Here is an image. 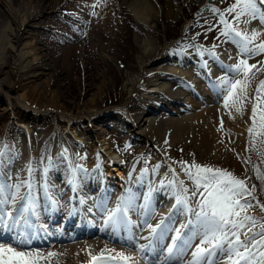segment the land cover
Here are the masks:
<instances>
[{"label":"bare ground","instance_id":"bare-ground-1","mask_svg":"<svg viewBox=\"0 0 264 264\" xmlns=\"http://www.w3.org/2000/svg\"><path fill=\"white\" fill-rule=\"evenodd\" d=\"M50 3H52L50 0H0V88L6 86L8 94L18 90L30 91L28 95L23 91L24 93L16 99L14 105L16 113L20 105L26 113L30 111L27 109L35 108L38 111L34 110V116L43 117L47 121L52 119L51 121L57 124L55 126L50 121L48 124L50 128L44 135H35L36 137L32 138L26 134L20 138L14 134L12 141H7V145L6 142L0 143V150H4L0 154V179L7 173L8 161L5 158L7 154L12 156L13 163L18 167L10 179L8 178L10 182L4 193L5 199L0 201V214L12 213V218L0 221V231H4L3 237L6 239L0 240V244L9 247L11 245L8 244L12 242L17 247L16 251L39 252L40 264H96L101 254L104 258L110 259L112 264H122L118 253L132 257L127 264H147L149 261H153V264H190L193 259L192 251L195 245L199 244V239H195L191 247H181V241L178 240L173 252L168 251L175 235L171 229L178 228L181 224L187 227L191 219L186 215L189 212L183 210L184 213L181 212L180 216L182 219L174 222L168 230L164 228L166 216L169 218L176 207L185 209L184 206H177L174 193L170 192L168 195L169 191L165 192V187L161 186L164 181L174 179L168 178L172 176L169 172L161 174L156 172L153 178L155 185L152 187L153 183L146 184L144 180L146 176L143 174L145 172L149 174L159 166L142 159V154L136 152L144 148V144L150 143L153 151H156L154 149L156 148L168 159L171 152L181 153L184 158L189 156L194 159L198 165L231 172L236 178L244 175L247 163L244 161L242 143L246 138L250 120L251 100L244 103L242 111L226 108L223 94L219 89L220 79L231 74L229 70L239 62L241 52L235 47L234 50H230L225 44H215L210 50L204 51L203 57L201 56L203 59L198 58L193 64L186 65L185 55L183 57L175 54H171L172 57L164 55L165 62H160L154 70L147 72L146 66L156 56L157 49L153 47L154 39L153 42L149 37L144 39L140 44L137 58L141 65V73L132 75L127 80L125 90L128 97L125 110L116 111L120 121L131 126L129 132L140 137L134 144L133 151L126 149L128 146L125 145L122 151H119L127 159L125 166L116 164L122 170L118 168L112 174L107 169L108 173L104 178L100 172L93 178V171L104 163L100 164L97 154L94 157L88 155L90 148L87 145L83 150L77 146L79 140H67L66 135L60 133V128L64 124L58 115V104L65 110L75 106L76 108H72L70 112L78 111L81 116L87 112V108L98 109L107 103L96 71L92 73L91 68L88 71L86 64H81V57L92 49L88 41L95 33L106 37L112 35L119 25L122 9L131 11L138 22L147 26L157 14L153 12L154 8L152 9L155 3L154 0H133L128 8L127 0H63L54 1V5ZM258 9L261 11L259 22L264 27V9L263 7ZM40 19L41 23H47L44 32L40 31L41 25L33 24L35 20ZM233 25L242 30L240 22ZM249 28L246 27L248 31L242 32L250 35L252 31ZM251 29L257 32L260 30L257 24ZM261 33L262 31L256 33L257 37H260ZM52 55L61 56V71L75 69L73 72L77 74V80L73 86L65 88L62 84L58 85V82L62 81L57 73L54 81L45 79L46 74L40 69L48 64L47 57ZM248 63L257 64L258 61L248 59ZM252 73H256L255 68L252 69ZM42 78L43 83L40 84ZM53 88L58 90H52ZM215 99L217 106L209 102ZM29 102L33 107H30ZM173 103H180L181 106L178 109H171L170 105ZM203 103L208 107L203 108L201 106ZM153 109L164 112L170 110V113L172 111L177 117L162 113L156 119L146 120V113L153 112ZM90 113L93 114L90 120L100 119L105 114L99 111ZM184 113L187 116L179 118ZM75 122L76 119L71 120V123ZM113 126L117 132L121 129L112 123L111 127ZM92 127L99 131L94 125ZM141 129L143 133L138 131ZM92 138L99 139L106 146L103 150L97 149L111 159L112 147H107L110 137L104 138L102 134H95ZM21 139H24L25 145ZM29 141L34 143L31 145ZM175 143H180L182 148L173 147ZM13 145L20 146L18 149L22 155L27 149L32 161L13 154L16 151L12 148ZM4 158L5 161L2 162ZM160 162L161 160H158L159 165ZM35 163H38L36 167ZM84 166L90 170L88 175L82 176ZM2 169L4 175L1 173ZM51 175H54V178L63 177V184L59 186L55 179L52 181ZM184 176L188 177L185 172ZM159 178L162 182H158ZM153 179L149 181L153 182ZM184 186L190 193L195 188L190 181ZM60 187H63V191ZM81 188L88 193L84 194ZM105 188L107 191H104ZM107 192L113 193L105 201H100L103 200L102 195H106ZM9 193L16 198L9 199ZM155 195L158 197V203ZM135 204L139 207L137 213L135 210L132 211ZM189 204L195 209L196 198L190 196ZM125 205L126 224L106 223L110 212L118 207L124 208ZM20 216L24 219L19 224H13V218ZM148 225L153 228L157 225L160 227L156 232H152ZM63 226L70 227L71 238L82 230H88L89 234L87 237L84 236L86 240L83 242L81 240L75 243L71 240L72 245L62 244L66 242L65 240L59 243L55 241L50 245H29L37 240L38 232L44 229L57 232L56 229L60 231ZM253 231L259 233L261 229L256 226ZM191 236L194 237L195 233H191ZM243 238L242 235L241 239ZM49 252L56 255L49 257ZM210 259L212 264H227L226 257L219 260L215 257Z\"/></svg>","mask_w":264,"mask_h":264},{"label":"rangeland","instance_id":"rangeland-1","mask_svg":"<svg viewBox=\"0 0 264 264\" xmlns=\"http://www.w3.org/2000/svg\"><path fill=\"white\" fill-rule=\"evenodd\" d=\"M54 1L63 2V0H50V2H52L50 4L54 5ZM236 2L237 0H154L155 5L154 7H152V9L154 8L153 12H156L157 14L155 15L154 19L151 20L153 24L149 22L147 26L143 25L141 22H138L134 18L131 11L122 9L123 15L121 14V17L119 19V25L114 30V33L112 35L108 37L96 33H95L96 36L95 34L92 35V37L88 41L91 44L92 49L91 51H88V53L86 52L81 57V64L82 65L86 64L85 67L88 71H90L91 68L92 73H95L96 71L95 74L99 76V82L103 86V91L105 94L104 98L105 100H107V103L103 107H100L98 109L94 107L87 108L88 109L87 112H85L84 115L81 114V116L80 114L77 113L78 111H74L73 113L70 112L72 108H76L75 106H72L71 108L65 110L61 107L60 104H58V110H59L58 115L62 123L64 124L63 127L60 128V133L62 135H66L67 140H72V139L79 140L77 145L79 146V148L81 147L83 150H85V147L88 146L90 148V150L88 151L89 156L94 157L97 154V160L100 162V164L102 162L104 164L107 163L106 165L104 164L100 165V167L97 170L93 171L92 173L93 178L97 177L98 172H100L99 174L102 176V178H104L105 174L108 173L106 171L107 169L112 174H114L116 172L115 170L118 168L122 170V168L117 166L116 164L120 163L122 164V166H125L127 159H125V157L122 156L120 152L122 151L124 145L125 147L128 146L126 147V149L133 151V148L135 147L134 144L138 142V138L140 137L133 132H129L131 126L128 125L127 123L120 121L116 111L125 110V106L127 104L126 100L128 97L127 91L125 90L127 89V85H126L127 80H129L132 75L141 73L140 72L141 65L138 63L137 58L140 52V44L142 43V41H144V39L146 38L148 39L149 37L151 42L155 41L153 42L155 43L153 44V47L155 46L154 48L157 49L156 56L153 59H151L146 66L147 68L145 70H147V72L154 70L155 69L154 67L160 64V62H165L164 55H168L169 57H172L171 54H175L176 56L185 55L187 59V64H190L192 63V61L194 62L197 60V56L200 57L203 56L204 51L210 50L215 44L222 43L225 44V46L230 50H234L235 47L237 48V50L240 51V45L235 42V38L226 37L222 35V32L227 31L228 29H225L221 17L223 18V20L229 22V28L236 27L233 25V23L235 25L237 23V21L233 19L235 13L229 14L227 12V10L233 7L236 4ZM254 2L256 5L255 15L253 16L251 13H249L247 16H242L239 20L242 26V30L248 31V29H245L246 27L249 28L251 26L250 24H252V26L254 24L255 25L257 24V26L260 28L258 32L251 29L252 26L249 29L255 33H260V31H262L261 33L262 35L260 37H257L255 41L249 45L250 48H256L261 42H264V27L259 22L261 17L260 14L261 11L258 9L259 6L258 4H260V2L264 8V0H254ZM132 3L133 0H127V4H128L127 8ZM41 21H42L41 19L40 21L35 20L33 24L38 23L37 25H41L40 31L44 32L45 29L47 28V23H41ZM238 27H240V25H238ZM178 52H180L181 54ZM47 59H48L47 60L48 64H45L46 66H44L43 69H40V71L46 74L45 79L54 81L55 74L57 73L59 74V77L61 76L60 81H62V82H58V85L62 84L65 86V88L73 86L77 80L76 79L77 74L73 72V70L75 71V69L67 70L64 72L61 71L60 70L62 64L61 56L52 55L51 57L50 56L47 57ZM249 59L251 61L254 60L258 61V63L260 62V65H258V63L257 64L254 63L255 65H257V67L255 68L256 79L250 85V90L254 91L259 86V81L264 80V54H255L252 55L251 58ZM42 83H43V78L40 84ZM7 90L8 88L6 86L2 89L0 88V98H1L0 99V143L6 142L5 144L7 145V141L11 140L14 134L19 135L20 138L21 137L23 138V135L26 134L32 138L46 134V131L50 128L48 127V124L52 119L50 121H47L43 117L34 116L33 113L35 111H38L35 108L27 109V111L30 110L28 111L30 112L29 114L28 112L26 113L20 108L22 107L21 105L19 107L20 111L18 110V113H16L17 110L14 109V105H16L15 101L17 98H19L21 94L24 93L23 91H25L26 95H28L30 91L28 92L26 90L23 91L18 90L16 92H12L11 94H8ZM52 90H58V89L53 88ZM66 96L69 95L66 94ZM216 101L217 99H215V101H209V102H211L212 105L217 106L215 104ZM253 103H255V101L251 100L252 106ZM29 105L30 107H33L30 104V102ZM171 105H170L171 109H175V108L178 109V107L181 106L180 103L177 104L173 103ZM201 106H203V108L208 107V105L207 104L204 105V103ZM39 107L40 106L38 105L37 108L39 109ZM97 110L99 111V113H105L104 116L100 119L90 120V118L93 117L92 116L93 114H91L90 111L98 112ZM162 113L168 114L173 118L177 117L175 113H172V111L170 113V110H166L164 112L163 110L155 109L154 111L153 109V112L146 113L145 119L146 120H150L151 118L156 119V117H158ZM107 115H111L112 117L111 118L107 117ZM251 115L252 113H250V120L246 132V138L242 143V150L245 158L244 161L245 163H247L246 173L244 175H241V177H239L238 179L244 180L246 182V185L249 187V189H251V194L247 199L251 201V203L253 204V209L249 210L248 214L254 217L257 222H261L264 221V211H262L261 208L259 207V205H263L262 198L264 196V145H262L260 141L261 139H264V137H261L257 134L259 132V126L257 124V132L252 134V141L251 143L249 142V128L253 127V121L251 119ZM183 116H187V114L186 113H184V115L181 114L179 118H182ZM72 117H77V118H72ZM78 117L81 118L78 119ZM258 118H259V112H258ZM75 119L77 120V122L71 123V120H75ZM53 123L55 125V122ZM112 123L113 125H115L116 127L118 126V128L120 127L121 129L119 128L120 130L117 132L116 129H114V126L111 127ZM92 125L97 127L99 131L95 130V128L92 127ZM55 126H57V124ZM138 131L143 133V129ZM95 134H102L104 138L110 137V139L108 140L107 147L108 146L112 147L110 148V150L113 152L112 153L113 156L111 157V159L109 157H106L104 153L99 151L100 149L103 150V148L106 146H104V144L101 143L99 139L92 138V135ZM119 138L122 139L123 142ZM143 139H145V137ZM21 140L25 145L24 139ZM29 142H31V145L32 143H34L33 141H29ZM248 142L251 151L250 156L248 155V150H249ZM172 146L173 147L176 146L177 148H182L180 143H175V145ZM251 146L256 148L257 156H255V158H253L254 154L252 155ZM18 147L20 146L13 145L12 148L13 149L15 148L16 151L15 152L8 151V153L14 152L13 154L16 153L15 155L19 157L29 158L28 160L32 161L29 151L25 149L24 152L25 154L22 155L20 154L21 150H19ZM143 147L144 148L137 150L136 154H142V159H147L148 162L152 161V164L158 165L159 166L158 169L159 170L161 169L160 171L158 169H153V171L150 172L149 174L145 172L143 175L146 176V177L144 176L145 177L144 180L146 184L153 183L151 184L153 187L155 185V181L153 179L155 178L154 175H156L159 172H160L159 174L169 172V174H171L172 176H168V178H172L174 180H168L167 182L164 181L163 183H161V186L165 187L164 188L165 192L169 191L167 192V194L169 195L170 192L175 193L176 190H178L177 184L175 182L182 181L183 184L189 181L192 182L191 180L188 179V177L184 176V172H185L184 168H188L189 170L194 172L195 169L191 168L193 164H196L194 159L190 158L189 156H186L184 158L183 154L173 153V152H171L172 154L171 153L169 154V159H168L165 155H163V152L157 150L156 148H154L156 151H153L152 145H150V143L144 144ZM97 148H99V150ZM9 150H11V148H9ZM2 151L4 150H0V154ZM11 157L12 156L9 154L5 156V158H7L8 161L7 162L8 166L6 168L7 173L6 176L0 179L1 182L0 184L6 185V187L8 182H10L9 177L13 173H15L18 169V167H16V163H13ZM5 158L3 159L2 162L5 161ZM158 160H161L160 165L158 163ZM259 161L261 162L260 165H259ZM37 165L38 163L34 164L35 167ZM258 165L260 167H258ZM85 166H84L85 171L83 172L82 176L89 174L88 171L90 169L89 167H87L88 169L87 168L85 169ZM1 173L4 175L3 169L1 170ZM51 176H52L51 177L52 181L55 179V181L58 183L59 186L63 184L64 182L63 177L54 178V175ZM80 176H77V178H79ZM178 177L179 179H177ZM152 179L153 182H151ZM158 182H162L160 178ZM260 182L263 185V190ZM60 188L61 191H63V187ZM125 189H127V187ZM110 195L111 193L106 194L107 197H105L104 200L108 199ZM155 198L157 199L156 202L158 203V197L156 195ZM160 204H162V201H160ZM183 210H185L183 209V207H179V208L176 207V211L178 212V214L184 213ZM134 212L137 213V210H135ZM186 215L188 216V218L190 217L191 219H193L191 214L187 213ZM257 227H259V225H257ZM167 233L168 232H166L165 234L167 235ZM12 235L14 236V234ZM189 236H191V233L189 234ZM190 239H192V236L186 238L185 241H188ZM81 240L83 242L85 238H79L74 240L73 242L76 243L77 241H81ZM73 242H64L62 244L72 245ZM11 246L15 248L14 245ZM15 249H17V247Z\"/></svg>","mask_w":264,"mask_h":264},{"label":"snow or ice","instance_id":"snow-or-ice-1","mask_svg":"<svg viewBox=\"0 0 264 264\" xmlns=\"http://www.w3.org/2000/svg\"><path fill=\"white\" fill-rule=\"evenodd\" d=\"M255 7L254 0H237L227 12L235 13L233 19L239 22L242 16H247L249 13L254 16ZM221 19L225 29H228L222 32V35L235 38V42L240 45L241 59L230 68L229 76L220 79L219 89L223 94L226 108L242 111L245 102L255 101L251 109L253 127L249 128L251 143L252 134L257 132V124L259 126L257 134L264 137V80L259 81V86L254 91L250 90V85L256 79L252 69L257 66L250 65L248 59L255 54H264V42L256 48H250L249 45L255 41L257 34L252 32L249 35L235 27L229 28V22L222 17ZM260 143L264 145V139H261ZM191 168L195 171L188 168H184V171L188 179L193 182L194 190L189 195V189L182 181H177L175 183L178 190L174 194L177 206H184L193 219L188 221V232H183L184 224L171 229L175 235L172 237V245L168 248L169 253L173 252L178 240L181 241V247H191L194 240L199 239V244H196L192 251L193 259L190 264H212L210 258L213 257L216 260L226 257L227 264H264V221L257 222L248 214L249 210L253 209V204L247 199L251 189L246 182L236 178L231 172L218 168L198 164H193ZM5 191L6 185L0 184V201L5 199ZM190 196L196 198L195 209L189 204ZM8 198L14 200L16 197L9 193ZM259 207L264 211V205ZM126 215L127 205L124 208L118 207L109 213L106 223L126 224L127 221L124 219ZM5 218H12V213L0 214V221ZM23 219V216L13 218V224H19ZM257 225L261 228L259 233L253 231ZM148 227L152 232H156L160 225L155 228L151 225ZM190 233H195V236L186 243L185 240ZM242 235L243 239H241ZM55 255L56 253L53 252L48 253L49 257ZM117 255L121 258L122 264L132 260V257L123 253ZM40 257L39 252L16 251L14 247L0 244V264H40ZM96 264H112V261L101 254Z\"/></svg>","mask_w":264,"mask_h":264},{"label":"trees","instance_id":"trees-1","mask_svg":"<svg viewBox=\"0 0 264 264\" xmlns=\"http://www.w3.org/2000/svg\"><path fill=\"white\" fill-rule=\"evenodd\" d=\"M251 150H252V155L254 154V155H253V158H255V156H257V154H256V148L253 147ZM258 160H259V158H258ZM254 161H255V159H254ZM260 163H261V162L259 161V165H260ZM259 165H258V167H260ZM260 183H261V182H260ZM261 186H262V190H263V185H262V183H261ZM262 202L264 203V196H263V198H262Z\"/></svg>","mask_w":264,"mask_h":264}]
</instances>
